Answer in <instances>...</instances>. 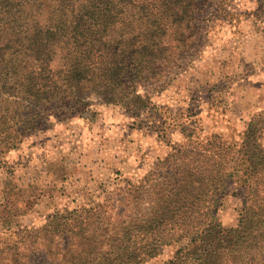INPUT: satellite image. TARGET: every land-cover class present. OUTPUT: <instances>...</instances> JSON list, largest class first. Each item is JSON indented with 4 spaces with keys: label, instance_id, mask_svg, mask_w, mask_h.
Returning <instances> with one entry per match:
<instances>
[{
    "label": "trees",
    "instance_id": "trees-1",
    "mask_svg": "<svg viewBox=\"0 0 264 264\" xmlns=\"http://www.w3.org/2000/svg\"><path fill=\"white\" fill-rule=\"evenodd\" d=\"M195 3L0 0V156L45 116L90 118L91 98L135 117L149 109L165 78L186 61L197 34ZM259 132H264V109L247 123L238 157L205 153L203 188L195 160L187 158L162 180L139 183L122 210L83 209L77 219L94 235L73 243L46 242L40 257L57 264H139L174 246L160 264H264ZM231 182L244 187L246 204L236 224L227 227L215 212L218 195ZM61 228L55 217L45 235L59 236ZM25 257L30 256L0 250V264H29Z\"/></svg>",
    "mask_w": 264,
    "mask_h": 264
},
{
    "label": "rangeland",
    "instance_id": "rangeland-1",
    "mask_svg": "<svg viewBox=\"0 0 264 264\" xmlns=\"http://www.w3.org/2000/svg\"><path fill=\"white\" fill-rule=\"evenodd\" d=\"M195 5L197 34L186 61L165 78L164 89L152 95L140 116L91 98L90 118L45 116L1 154L3 254L12 250L29 255V264H57L41 258L39 249L46 242L94 235L77 219L83 209L90 213L101 206L110 214L139 183L162 180L189 159L195 160L201 189L208 150L238 157L247 123L264 109V0H196ZM261 133L257 150L264 149ZM245 194L231 182L218 195L215 216L223 226L236 224ZM55 217L62 230L47 236ZM174 249L165 246L139 264H160Z\"/></svg>",
    "mask_w": 264,
    "mask_h": 264
}]
</instances>
